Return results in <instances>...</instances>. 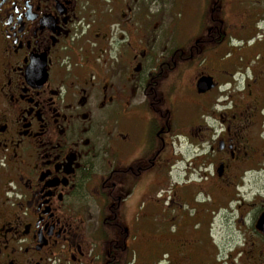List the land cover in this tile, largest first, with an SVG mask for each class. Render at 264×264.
<instances>
[{
	"label": "flooded vegetation",
	"instance_id": "1",
	"mask_svg": "<svg viewBox=\"0 0 264 264\" xmlns=\"http://www.w3.org/2000/svg\"><path fill=\"white\" fill-rule=\"evenodd\" d=\"M163 6L0 0V264H264V0Z\"/></svg>",
	"mask_w": 264,
	"mask_h": 264
},
{
	"label": "rangeland",
	"instance_id": "2",
	"mask_svg": "<svg viewBox=\"0 0 264 264\" xmlns=\"http://www.w3.org/2000/svg\"><path fill=\"white\" fill-rule=\"evenodd\" d=\"M206 0H163V9L164 11L168 10L169 7L172 9V13L179 22V28L187 30L188 27L190 31L194 33V35H198L197 29L193 30V24L195 20L202 21V17H199V13L195 16V20L193 15V9L198 5H204ZM121 213H118L119 221H122L120 218Z\"/></svg>",
	"mask_w": 264,
	"mask_h": 264
},
{
	"label": "water",
	"instance_id": "3",
	"mask_svg": "<svg viewBox=\"0 0 264 264\" xmlns=\"http://www.w3.org/2000/svg\"><path fill=\"white\" fill-rule=\"evenodd\" d=\"M206 82H207V80L206 79H201L200 81H199V83H198V87L200 88H205V86H206Z\"/></svg>",
	"mask_w": 264,
	"mask_h": 264
}]
</instances>
